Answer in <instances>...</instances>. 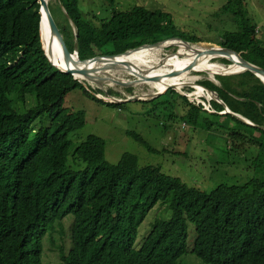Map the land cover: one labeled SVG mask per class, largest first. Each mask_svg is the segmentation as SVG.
Segmentation results:
<instances>
[{
  "label": "trees",
  "instance_id": "1",
  "mask_svg": "<svg viewBox=\"0 0 264 264\" xmlns=\"http://www.w3.org/2000/svg\"><path fill=\"white\" fill-rule=\"evenodd\" d=\"M59 1L76 29L75 35L69 26L61 33L82 60L118 55L116 45L130 50L171 38L192 42L164 10L114 9L98 25L80 10V0ZM227 2L237 30L224 34L219 45L264 68V43L246 19L245 0ZM39 11L38 0H0V264H44L46 244L54 246L57 239L60 264H185L188 223L196 235L192 253L205 264H264V83L250 71L198 81L222 101L211 100V111L175 89L135 101L166 107L182 98L190 106L184 119L228 135L229 152L247 145L258 149L254 174L244 182L218 183L206 192L160 167L140 166L131 153L110 164L103 138L90 135L78 145L72 140L84 128L85 114L64 107L65 98L77 88L92 93L50 63ZM226 106L232 113L220 114ZM130 135L148 147L140 135ZM70 157L85 168H73ZM158 204L171 215L156 218L136 248L139 229ZM68 216L74 217L70 247Z\"/></svg>",
  "mask_w": 264,
  "mask_h": 264
},
{
  "label": "rangeland",
  "instance_id": "2",
  "mask_svg": "<svg viewBox=\"0 0 264 264\" xmlns=\"http://www.w3.org/2000/svg\"><path fill=\"white\" fill-rule=\"evenodd\" d=\"M245 2L246 19L256 25L259 38L264 43V0H245ZM227 3V0H116L115 6H112L104 0H80L79 8L98 25L102 18L110 17L114 9L125 11L135 6H145L150 10H164L171 14L176 29L190 37L192 42L184 43L182 40L171 38L166 40L162 47L144 49L143 52L147 54L142 59L146 64L143 70H147L148 66L157 65L162 69H171V66L166 65L167 59L176 54L177 58H188L191 48L221 47L219 41L224 34L237 30L232 20L233 14L226 11ZM48 6L60 31L64 34V28L69 26L75 35L76 29L68 23L60 1L49 0ZM116 47L121 50L119 54L122 55L129 51L124 50L123 46L116 45ZM179 52L181 54H178ZM225 60L227 59L216 57L212 63L227 69L232 62L227 60L230 63H226ZM219 73L221 72L188 71L182 76L180 82L183 84L176 91L186 97L190 103L202 104L205 109L209 107L210 110L211 100L220 103L222 101L214 92L210 93L205 89L202 93L204 95H201L198 91L201 85L197 82L205 78L215 81ZM101 76H110L121 81L137 79L123 69H111L108 74L102 73ZM80 82L92 95L77 88L66 96L63 104L72 111H83L85 114V126L71 134L72 140L78 145L90 135L103 138L106 142V160L110 164H117L125 153H131L137 157L140 166L160 167L164 173L179 177L189 186L206 192H211L218 183L238 182V180L244 182L249 175L254 174L252 163L258 156V149L247 145L234 147V152H229L227 145L224 146L225 142L228 144V135L209 132L198 126L193 127L184 119L190 106L182 98L175 99L174 106L169 104L166 107L155 106L151 102L146 104L122 102L123 106L108 104L120 103L117 100L125 101L133 97H137L136 101L153 99L155 96L152 95L158 93L153 85L154 82H140L129 87L111 81L94 83L83 79ZM97 89L101 91L97 93L99 100L93 96ZM219 121L223 122V119ZM130 133L140 135L148 143V147L138 142ZM236 144L239 146L242 142L236 141ZM219 147L223 148L225 153L223 158ZM70 164L76 170L85 168L82 162L74 163L72 157ZM170 215L171 212L166 206L156 205L140 227L135 247L139 248L142 244L156 218ZM73 218L68 216L64 222L68 247L71 243ZM195 236L194 225L188 223L185 264H205L192 253ZM60 244L59 239L54 246L46 244L44 264H60Z\"/></svg>",
  "mask_w": 264,
  "mask_h": 264
},
{
  "label": "water",
  "instance_id": "3",
  "mask_svg": "<svg viewBox=\"0 0 264 264\" xmlns=\"http://www.w3.org/2000/svg\"><path fill=\"white\" fill-rule=\"evenodd\" d=\"M38 3L40 4V11H39L40 15H41L40 32H41L42 41H43L42 29H43L44 24H46L47 29L49 31V35L51 37V47H50L51 51L53 52L54 43H56V46L57 45L60 46L62 59L65 63V67L62 68L58 64L54 63L52 61V59L50 58V56L48 55V53L46 52L45 48H44V50L46 52V55H47L50 63L53 66H55L57 69H59L61 72L66 73V74H71L74 76V79L79 80V81H80V79L78 77H76V74H79V75L83 76L84 79L92 81L94 83H103V81H107V82L111 81L115 84H118L121 86H127V87L132 86V85L137 84V83H140V82H158L160 80V77H148L146 75H139V74H138V78L134 79L132 81H121V80L112 78L110 76L107 78L97 77V75H96L97 69H93V68L89 67V65L92 63L93 64L101 63L106 58L111 60V61L106 67H104L102 69L108 68L111 65H115V64L125 65L128 68H130L132 71H133V68L131 65H129V63L122 62V61L118 60V57L123 56L122 54L106 55V56L102 55V56H96V57L85 59V60L80 59L77 51L71 52L69 50V48H68V46L64 40V37H63L58 25L56 24L51 12H50V9H49V6H48V3L46 2V0H38ZM174 39L182 40L180 38H174ZM165 42H166V40L161 41V42H157L154 44H145V45H142L140 47H137L135 49H132V50L125 52L124 55H128V54L140 51L141 49H148V48L150 49V48H154V47H162ZM182 42L188 43L187 41H184V40H182ZM43 44H44V42H43ZM76 48H77V44H76ZM55 49L57 50V47H55ZM202 53H207V54H210L214 57H221V58H225V59L231 61L232 64L229 66V68H231V67L240 68L238 71L221 72V73H219V75H233V74H237V73H241V72L250 71V72L254 73L264 83V68L256 66V65L248 62L239 53H237L234 50H231V49H228L225 47H211L209 49H206L205 51H198V55H201ZM53 55H55L54 52H53ZM74 55H76L78 60H79L77 62L84 65L83 67H81V68L72 67V65H71L72 62L76 61V59L74 58ZM233 56H236L237 60H234ZM192 68H193V64L188 65L182 72L175 70V71H172L171 73H169V75H167V76H169V77L179 76L182 73H185L187 71L192 70ZM199 87H202L203 89L212 93V91H210L209 89H207L203 86H199ZM169 89L177 90L178 88L176 85H170L163 92L155 93L154 95H152V97L153 96L157 97L161 94H164ZM136 100H137V97L129 98L125 101H123V100H117V101L122 103V102H135ZM227 113H231V112L228 109V107L226 106V111L223 112V114H227ZM233 115L236 116L241 121H243V122H245L251 126H254V124L252 122L244 119L243 117H241L237 114H234V113H233Z\"/></svg>",
  "mask_w": 264,
  "mask_h": 264
},
{
  "label": "bare ground",
  "instance_id": "4",
  "mask_svg": "<svg viewBox=\"0 0 264 264\" xmlns=\"http://www.w3.org/2000/svg\"><path fill=\"white\" fill-rule=\"evenodd\" d=\"M46 2L49 3V0H46ZM42 35H43L44 48H45L46 52L48 53V55L50 56V58L52 59V61L54 63H56L60 67L64 68L65 63L62 59L60 46L59 45L56 46V43H54L53 52L55 53V55H53V52L51 51V48H50L51 47V37L49 35V31L47 29L46 24H44V26H43ZM55 47H57V50L55 49ZM148 49H145V50H148ZM205 50L206 49L191 48L190 53L188 54V58H185V59L177 58V54L170 57L169 59H167L166 65L171 66L172 67L171 69H162L160 67V65H157V66H153V67L148 66L147 70H143V67L146 64L143 63L142 59H143V56H145L147 54L146 52H143L144 49H142V51L140 50L141 52L137 51V52H134V53H131L128 55H123L122 57H118L119 61L129 63V65L132 66L133 71L130 68H128L127 66L122 65V64H115V65H111L108 68L102 69V68L106 67L111 61L107 58L101 63H95V64L92 63L89 65V67H91L93 69H97L96 75H97V77H101V78H107L105 76L104 77L101 76V74L102 73L108 74L109 70H111V69L126 70L131 76H134L137 78H138V74L139 75H146L148 77H160V80L158 82L153 83L154 87L158 90V92H163L170 85H176L177 88H179V86L183 84L180 82V80L182 79V76H184V74L187 73L188 71L185 73H182L179 76L169 77L167 75H169V73H171L172 71H175V70L182 72L188 65L193 64L192 70L210 71L213 73L226 72V71H238L240 69L238 67H231V68L228 67L227 69H225V68L220 67L217 64L212 63V60L215 59L216 57H214L210 54H207V53H202L201 55H198V51H205ZM178 54H181V53L179 52ZM233 57H234L233 58L234 60H237L236 56H233ZM74 58L76 59V61L72 62V64H71L72 67L81 68L84 66L83 64H80L77 62L79 60H78L76 55H74ZM217 58H219V57H217ZM76 77H78L80 80L84 79V77L79 75V74H76ZM99 85H101V84H99ZM198 91L201 95H204V94H202L204 91V89L202 87H198Z\"/></svg>",
  "mask_w": 264,
  "mask_h": 264
},
{
  "label": "built area",
  "instance_id": "5",
  "mask_svg": "<svg viewBox=\"0 0 264 264\" xmlns=\"http://www.w3.org/2000/svg\"><path fill=\"white\" fill-rule=\"evenodd\" d=\"M208 108H209V107H208ZM208 108H207V109H208Z\"/></svg>",
  "mask_w": 264,
  "mask_h": 264
},
{
  "label": "clouds",
  "instance_id": "6",
  "mask_svg": "<svg viewBox=\"0 0 264 264\" xmlns=\"http://www.w3.org/2000/svg\"><path fill=\"white\" fill-rule=\"evenodd\" d=\"M207 109V108H206Z\"/></svg>",
  "mask_w": 264,
  "mask_h": 264
}]
</instances>
